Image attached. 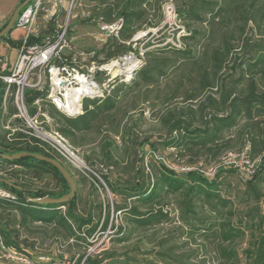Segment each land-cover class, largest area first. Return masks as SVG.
Here are the masks:
<instances>
[{"label": "trees", "instance_id": "obj_1", "mask_svg": "<svg viewBox=\"0 0 264 264\" xmlns=\"http://www.w3.org/2000/svg\"><path fill=\"white\" fill-rule=\"evenodd\" d=\"M91 2L92 14L84 22L98 25L124 20L119 36H110L95 49L101 62L128 54L140 55V42L133 40L139 31L151 29L146 36L157 42L147 44L142 62L131 79H116L105 97L85 98L82 114L72 117L48 107L54 127L75 150L81 148L97 155L101 168L117 174L114 179L108 175L103 178L108 188L123 199L124 204L117 210L122 211L125 221L134 228L169 222L167 206L169 198L174 196L185 206V213L204 226L206 239L218 245L219 264H264V212L259 206L264 201V0L178 3L177 18L183 19V32L177 44L168 42L166 37L153 38L152 29L160 28L165 21L160 0ZM12 31L0 41L16 48L20 40L10 37ZM2 92L0 82V152L11 155L26 151L60 159L35 137L22 132L9 135L10 131L3 126L15 108L10 106L7 114H3ZM45 95V91H27L31 113L35 112L33 102ZM143 103L153 104L154 118L158 121L155 139L144 135L142 118L145 117L139 107ZM138 110L141 113L136 118ZM145 146L151 153L144 156L141 154ZM246 148V157L253 163V173L247 180L232 167L222 168L214 178L208 179L195 170L178 171L152 155L169 150L176 164L208 167L227 152H242ZM146 156L155 159L154 171H150ZM228 170L236 172L243 183V191L236 199L223 193L220 176ZM0 177L12 183L0 184L17 196L0 198V206L16 212L23 228L30 229L35 224L51 227L62 246L61 242L71 239L88 248L93 244L90 239L101 224L104 205L97 204L94 213H81L77 193L63 204L31 200L45 195L59 198L70 191L68 182L55 166L33 157L20 160L0 157ZM87 181L101 189L93 173L76 179L78 187L85 186ZM200 200L206 201L214 216L206 217V222L195 211ZM235 200L253 206L247 208L245 217L232 222L230 219L236 215ZM227 215L229 219L220 221L219 217ZM108 221L106 215L103 229ZM119 231L124 229L120 227ZM14 233L18 237L19 229L0 227V237L6 246L32 254L26 244L14 238ZM242 241L246 247L240 252L236 245ZM85 255H79L76 264ZM65 261L57 256L49 264H65ZM103 261L89 255L86 264Z\"/></svg>", "mask_w": 264, "mask_h": 264}, {"label": "built area", "instance_id": "obj_2", "mask_svg": "<svg viewBox=\"0 0 264 264\" xmlns=\"http://www.w3.org/2000/svg\"><path fill=\"white\" fill-rule=\"evenodd\" d=\"M76 4L81 6L80 0H30L19 12L14 22V29H22L23 35L19 38L20 45L16 47V56L13 61L0 56V82L3 86L1 108L3 114H7L10 106L15 108V113L3 127L10 131L9 135L22 132L35 137L47 151L71 163L83 174L93 173L101 179L85 163L69 141L56 130L54 119L47 110L48 107L53 106L68 116H78L83 113L85 98L105 97L112 89L115 76L126 73L122 67L126 56L101 62L96 58L95 50L86 51L73 44L70 25ZM167 11L168 17L175 13L172 5L167 6ZM86 16L89 17L90 13ZM123 24L122 18L112 23L100 22L98 24L100 35L104 37L100 42L105 43L110 36L118 37ZM165 24L166 21L160 28ZM160 28H154L152 32H158ZM133 40L136 41V36ZM4 42L10 46L8 42ZM133 55L140 64L142 59ZM116 68L119 71L114 74L113 71ZM124 80L127 81L129 78ZM28 90L46 92L44 98L33 102L34 113L30 112V105L27 101ZM246 151L247 148L242 152L229 151L208 167L202 164L170 166L182 172L198 171L208 179L214 178L218 170L232 167L241 173L244 180H247L253 173V163L247 159ZM153 153L158 160H161V157ZM5 197L16 199L17 196L0 184V198ZM62 208L65 210L66 206ZM114 211L113 203L109 202L107 205L104 200V215L101 224L96 234L90 239L93 244L89 246L85 257L79 264H86V259L92 255V251L101 249L102 245L99 247V244L104 239L97 245L94 243L100 234L106 232L104 238L107 236L112 226ZM107 214L109 215L108 225L106 229H103ZM121 214L122 211L117 210L116 218H121ZM61 247L63 246L58 244V253H61ZM56 258L57 256L53 255L35 256L15 246H6L0 237V264H49ZM65 264L70 263L65 261Z\"/></svg>", "mask_w": 264, "mask_h": 264}, {"label": "rangeland", "instance_id": "obj_3", "mask_svg": "<svg viewBox=\"0 0 264 264\" xmlns=\"http://www.w3.org/2000/svg\"><path fill=\"white\" fill-rule=\"evenodd\" d=\"M184 0H160L162 7V13L165 16L166 24L162 29L161 33L153 31V38L157 36L166 37L167 41L172 44L178 43V37L183 32V19L180 21L177 18L176 12L178 9V3H183ZM12 0H0V15L4 14ZM81 6L76 4L73 8L74 17L71 20V36L73 37V44L80 48H96L103 40V36L100 35V29L98 25L84 22V18L88 13L90 15L93 11V4L91 0H80ZM172 5L175 13L170 17L167 16V6ZM13 8L10 13L6 16L5 20L0 22V25L4 21L11 18ZM175 14V16H174ZM159 15L157 10L156 17ZM168 17V18H167ZM164 21V22H165ZM194 26V24H193ZM148 31H139L135 36L136 40L140 42L139 50L140 55L135 54L139 59L147 47L149 42L155 43L156 40H150L151 37H147ZM15 37H21L23 30L18 28L14 31ZM15 55V50H12V56ZM133 55L128 54L126 56ZM134 56V55H133ZM114 73V71H113ZM116 74V73H114ZM132 78V74L127 76V73L117 74L115 79ZM164 91V90H163ZM139 107L143 110L144 117L142 118V129L145 132L144 135H152L155 139L158 131V121L154 118V108L152 103H143ZM141 110L136 112V118L140 115ZM117 141L121 144V140L117 138ZM150 154L151 150L148 146H145L144 152L141 155ZM161 161L169 165H177L170 157L171 151L161 150L155 152ZM78 154L85 161V163L91 167L97 175H99L104 181V175L110 176L111 179L117 175L115 172L104 170L100 167V161L97 155L92 153H86L84 149L79 148ZM87 155L90 158H87ZM155 157V154H152ZM147 157V156H146ZM149 162L150 171H154V167L157 165L154 160L147 157ZM64 162L67 168H69L76 179H80L81 175H84L81 171L76 169L71 163L59 159ZM153 165V166H152ZM155 165V166H154ZM219 172V170H218ZM99 179L101 190L98 187L92 189L101 201H106L107 205L109 202L113 203L114 215L111 229L107 236L104 238V234H100L98 239L95 241V245L101 246L100 250L92 251V257L102 258L104 261L101 264H219L221 258L219 256L218 245L206 239L204 235L205 229H202V224L199 220L195 219L194 216H190L185 213V206L180 205L177 197L171 196L169 198V204L167 210L170 213L171 220L149 228H134L131 224L125 221L123 213L120 215L121 218H116L117 205L121 204V200L116 197L114 192L108 188L107 183H104ZM220 179L223 181V193L224 195L231 196L233 199L238 198L237 196L243 191V183L236 172L223 171ZM43 181H46L44 179ZM43 181L39 184L42 186ZM253 205H245L235 200V213L230 220L237 222L239 218L245 217V211L247 208ZM262 211L264 212V201L259 204ZM195 211L199 217H214L210 212L206 201L200 200L196 204ZM108 215V214H107ZM112 215V210L110 217ZM229 215L219 217L220 221L229 219ZM7 226L9 229H19L20 235L14 238L22 244H26L35 256L41 255H53L65 259L70 264H76V260L79 255L85 254L88 251V247L84 244L76 243L74 240L61 242L64 246L60 248L61 253H58V239L51 227L43 226L42 224H35L30 229L23 228L19 223V216L11 210L9 207L0 206V227ZM124 229L123 232L119 231V228ZM199 228V229H197ZM200 230V231H199ZM65 240V239H63ZM237 249L241 252L246 247V242H238L236 245Z\"/></svg>", "mask_w": 264, "mask_h": 264}, {"label": "water", "instance_id": "obj_4", "mask_svg": "<svg viewBox=\"0 0 264 264\" xmlns=\"http://www.w3.org/2000/svg\"><path fill=\"white\" fill-rule=\"evenodd\" d=\"M29 1L30 0H25L23 3H21L15 9L11 18L9 19L8 23L6 24V26L0 31V39L3 36L7 35L10 31H12V29L14 28V22L17 19L19 12ZM0 60H1V57H0ZM135 69L136 68H134L133 71L131 72L132 76L135 72ZM0 157L4 158V159H8V160H20V159L25 158V157H33V158L38 159L40 161H45V162L55 166L60 171L62 176L65 178V180L69 184L70 191L62 197L54 198V197H50L49 195H45L42 197L31 198L32 201L40 203V204H52V203H62L63 204V203L70 201L76 195V191H77L76 179L73 176V174L70 172V170L66 167V165L64 163H62V161H60L59 159L51 157V156L39 154V153H30V152H26V151L13 153L11 155L0 152ZM0 183H6L8 185L12 184L11 182H9L8 180H6L2 177H0Z\"/></svg>", "mask_w": 264, "mask_h": 264}, {"label": "crops", "instance_id": "obj_5", "mask_svg": "<svg viewBox=\"0 0 264 264\" xmlns=\"http://www.w3.org/2000/svg\"><path fill=\"white\" fill-rule=\"evenodd\" d=\"M20 1L21 0H12L11 4L8 6L7 11L4 14L0 15V22L5 20L6 16L10 13V11L13 8L16 9L20 5ZM15 9H14V11H15ZM87 18L88 17H85L84 19H87ZM6 22L7 21H4L3 24L0 25V28ZM15 30L16 29H14L11 32L10 37L15 39V40H19V37H15V34H14ZM102 44L103 43H101L96 48H86V49H83V50H86V51L95 50V49L99 48L100 46H102ZM12 50H15V55L14 56H12ZM0 56H2L3 58H8V59H10V61H13L15 56H16V48L6 45L4 40H2V41H0ZM92 189H95V187L89 181H87L85 186H80L79 185V187H78V185H77L76 193L78 194V199L80 201L79 204H78V210L81 213H86V212L94 213L95 212V207H96L97 204L98 205H102V206L104 205L103 201L100 200V197H98V195H96L94 192H92ZM116 197L121 200V204H118L117 207L120 206V205H123L124 204L123 199L120 198L118 195H116Z\"/></svg>", "mask_w": 264, "mask_h": 264}, {"label": "bare ground", "instance_id": "obj_6", "mask_svg": "<svg viewBox=\"0 0 264 264\" xmlns=\"http://www.w3.org/2000/svg\"><path fill=\"white\" fill-rule=\"evenodd\" d=\"M138 60L135 56L129 55L125 57L124 65L122 66L124 68V71L127 73V75H130L134 68L138 66ZM119 71L118 68L114 69V73H117Z\"/></svg>", "mask_w": 264, "mask_h": 264}]
</instances>
